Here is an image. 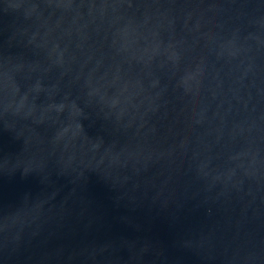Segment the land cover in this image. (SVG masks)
I'll return each instance as SVG.
<instances>
[{
	"label": "water",
	"instance_id": "water-1",
	"mask_svg": "<svg viewBox=\"0 0 264 264\" xmlns=\"http://www.w3.org/2000/svg\"><path fill=\"white\" fill-rule=\"evenodd\" d=\"M0 264H264V0H0Z\"/></svg>",
	"mask_w": 264,
	"mask_h": 264
}]
</instances>
